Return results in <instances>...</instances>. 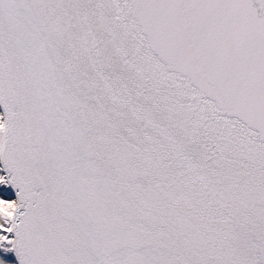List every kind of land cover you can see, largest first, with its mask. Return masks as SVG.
Instances as JSON below:
<instances>
[{
  "label": "snow or ice",
  "instance_id": "snow-or-ice-1",
  "mask_svg": "<svg viewBox=\"0 0 264 264\" xmlns=\"http://www.w3.org/2000/svg\"><path fill=\"white\" fill-rule=\"evenodd\" d=\"M0 264H264V0H0Z\"/></svg>",
  "mask_w": 264,
  "mask_h": 264
}]
</instances>
